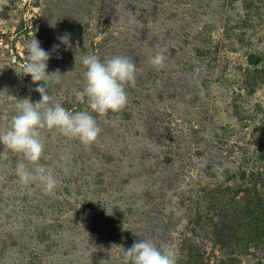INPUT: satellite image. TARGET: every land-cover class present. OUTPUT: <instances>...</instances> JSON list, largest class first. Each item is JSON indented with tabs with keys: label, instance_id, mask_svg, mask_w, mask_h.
<instances>
[{
	"label": "rangeland",
	"instance_id": "obj_1",
	"mask_svg": "<svg viewBox=\"0 0 264 264\" xmlns=\"http://www.w3.org/2000/svg\"><path fill=\"white\" fill-rule=\"evenodd\" d=\"M33 37L62 75L53 102L102 131L90 147L42 131L53 194L22 185V155L0 143V264H123L139 240L176 264H264V0H0V132L40 100L23 73ZM90 54L134 60L123 111L77 101Z\"/></svg>",
	"mask_w": 264,
	"mask_h": 264
},
{
	"label": "clouds",
	"instance_id": "obj_2",
	"mask_svg": "<svg viewBox=\"0 0 264 264\" xmlns=\"http://www.w3.org/2000/svg\"><path fill=\"white\" fill-rule=\"evenodd\" d=\"M58 39L66 47H71L70 34L66 33ZM26 47L27 62L23 66V73L31 76L33 84L44 82L35 88L40 94V100L35 103L30 98L18 100L17 114L12 117L9 128L0 132V143L4 148L22 155L23 159L15 169L22 185L37 184L45 194H53L58 181L53 172L40 163L45 148L41 140L42 131L55 130L66 138L78 139L82 145L90 147L97 142L102 129L89 111L73 113L60 103L53 102L47 82L54 78L55 83H59L62 75L59 70L51 74L47 72L51 53L44 50L35 37ZM58 47L54 45L53 49ZM166 59L164 52L159 51L150 57L149 62L159 71L165 66ZM81 61L86 69L85 86L82 91L74 93L77 101L83 102L87 97L88 108L101 117L110 111H123L128 104L126 88L134 87L136 82L137 68L134 60L115 55L102 62L99 56L90 54L83 56ZM28 164L32 165L31 169ZM123 264H176V256L170 247L161 249L151 240H139L124 251Z\"/></svg>",
	"mask_w": 264,
	"mask_h": 264
},
{
	"label": "trees",
	"instance_id": "obj_3",
	"mask_svg": "<svg viewBox=\"0 0 264 264\" xmlns=\"http://www.w3.org/2000/svg\"><path fill=\"white\" fill-rule=\"evenodd\" d=\"M248 62L250 64H255L256 63V60H255V57L254 55H250L249 58H248Z\"/></svg>",
	"mask_w": 264,
	"mask_h": 264
}]
</instances>
